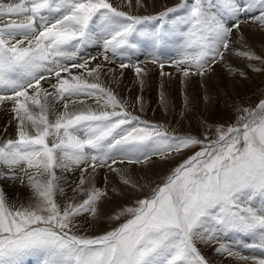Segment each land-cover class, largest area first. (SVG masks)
<instances>
[{"label":"snow or ice","instance_id":"1","mask_svg":"<svg viewBox=\"0 0 264 264\" xmlns=\"http://www.w3.org/2000/svg\"><path fill=\"white\" fill-rule=\"evenodd\" d=\"M126 3L131 7L133 0ZM135 4L146 7L143 0ZM249 22L264 29V0H181L154 16L118 10L110 0H0V105L11 102L17 128L15 139L0 143V178L23 183L26 177L34 199L10 207L0 192V264H22L29 255L41 256V264H211L198 243H217V254L244 264H264L222 242L239 233L253 238L244 247L264 249V99L238 109L236 123L217 127L214 139L170 135L162 125L128 112L98 82L104 65L89 67L97 57L81 55L100 44L104 61L120 59L121 69L131 66L140 77L144 67L123 62L137 42L155 50L179 37L171 64L185 79L205 76L224 59L233 30ZM236 54L261 59L250 51ZM151 63L159 65L161 76L170 75L158 57ZM71 69L84 71L73 75ZM81 97L95 98L97 107H83ZM56 102H63L64 110L50 121ZM78 103L82 107L76 110ZM197 145L200 150L171 169L149 195L110 217H127L117 227L97 236L76 234V218L98 217L97 204L108 196L94 184L84 187L98 168L143 191L146 185L118 165H148L154 156L168 160ZM56 169H80L74 191L87 192V198L61 205Z\"/></svg>","mask_w":264,"mask_h":264},{"label":"rangeland","instance_id":"2","mask_svg":"<svg viewBox=\"0 0 264 264\" xmlns=\"http://www.w3.org/2000/svg\"><path fill=\"white\" fill-rule=\"evenodd\" d=\"M110 2L113 4L114 7H117L118 10L129 12L132 15L154 16L159 12L164 11L167 8L179 4L181 0H174L173 2L168 4L164 3L165 4V5L163 4L164 7L161 5L162 7L157 9V11L156 10L152 11L149 8V4H154V1L151 0L149 3L143 0V3L146 5V7L138 6L144 9L141 10L140 12L139 10L134 8L133 5L131 7H126L120 5L115 0H110ZM177 14L182 15L183 13L181 12ZM150 23H155V22H150ZM249 23L252 24L251 22ZM254 26L259 27L257 24H254ZM233 32L234 35L230 42L229 50L224 52V59L218 60L215 64L212 65V69H214V67L217 64L218 65L222 64L220 65L223 68L222 70L223 71L226 70V73H224L225 75L223 77L217 78V81H215L214 79H209V80L206 78L203 79L206 76H200V75L199 76L192 75L190 78L185 79L182 76V73L177 71L176 67L171 64V61L177 58L176 49L180 43L179 37L171 38L166 44L161 45L164 52L167 50H169L170 52L173 51V53L170 55L171 57L167 58L166 61H163L165 64L163 71L165 73L170 74L165 76L160 75L161 69L158 64L151 63L153 56H156L153 49L141 41L137 42V49L141 51L140 53H144L143 51L146 49L145 55L141 56L140 54V56H137V58H133L130 61L127 59L123 61L124 63H139L141 67H144L146 71L140 77L136 75L134 68L131 66L121 69L119 67V64L122 62L120 59L114 58L115 63H108L107 61H104L102 55L103 50L101 45H97V44L89 45L86 51L82 52L81 55L97 57L96 60L90 61L89 67H95L96 64H98V62L109 66L107 68V73L105 70H103L104 73L102 72L100 80L98 82L103 87L110 89L119 98V100L123 104H125L128 112H130L132 115L138 116L141 121H148L152 124L162 125L170 135L172 134L178 136L191 135L201 140H203L207 136L209 139H214L215 138L214 133L217 127L227 128L228 126L236 123L237 117L239 115H242L241 112H238V109L254 108L256 105L259 104V102L262 99H264V50H263L264 34H262L264 33V29H262L261 38L255 39L252 45H250L251 43L249 42H245L246 44H244V42L241 41L240 37L244 36V34H242L240 31H239L240 33H238L234 29ZM258 42L262 44L263 47H260ZM261 48L263 51L261 50ZM134 50L130 51L131 52L130 54H133ZM156 50H159V47L156 48ZM249 51L253 53L255 56L260 57L261 59L250 60L245 56H240L236 54L237 52H249ZM137 54L139 53L137 52ZM109 55L111 54L109 53ZM230 55L239 59L246 60V62L236 61V60L233 61L234 60L233 58L231 62L229 60ZM113 68L115 69V71L118 70L117 72L119 73L112 72L113 74H115L116 77L110 81L108 80L109 79L108 69H113ZM254 68L260 69V71H254L253 70ZM71 71L73 75H77L80 72H83L84 70L71 69ZM61 75L64 77L68 76L67 73H61ZM206 75L210 76V73L209 74L207 73ZM122 76L128 78L127 86L125 89L121 84L122 82L116 80L117 77L120 78ZM50 79H52V82H55L54 78H50ZM88 79L89 82H93L91 77H88ZM141 80H143V83H141ZM41 83L43 87L47 89L49 88L48 90L50 92L53 91L49 87L48 83L44 81H41ZM29 91L31 93V90ZM80 99L85 100L87 106L90 105L92 108L97 107V104L95 103V98L81 97ZM86 105L84 104L83 107H86ZM0 106H5L6 108L9 109L7 111L8 112L7 114L11 113V116L8 119V122L10 123L12 121H15L13 119L14 113H12L10 108L12 107L11 102H6L4 105H0ZM74 107L76 110H79L82 106L78 103ZM63 110H64L63 102H56L55 107L51 111V114H49V120L51 121L55 120L56 115L59 112H62ZM0 123H1V119H0ZM173 127H175V129ZM181 128L183 129L180 131H176ZM29 131H32L31 128H29ZM6 132L8 135L10 133H13L14 129L7 126ZM15 138L16 135L14 137H9L7 139H15ZM49 139L52 138L50 137ZM200 147H201L200 145H197L191 149L183 150V152L181 153L182 155L180 154L181 157L177 159L178 162L176 161L173 165H171L168 168L169 170L166 171V174L162 179L154 181L153 186H151L149 190H147L141 197H136L132 195V193L141 192V191L135 190L131 192L126 188H122V189L118 188L119 187L118 182H122L121 180H119L121 179V177L119 179L117 177H114L115 179L112 180H110V178L107 177L106 180L105 179L106 177L103 174V179H102L103 181L101 180L100 184L97 183L94 185L96 188L108 192V196L101 198V200L98 202L97 204L99 205V207L97 206L98 212L100 210L101 203L104 201V198L111 197L114 192L117 194L121 193V197L117 201L119 204L118 207L109 210L105 207V213L102 216H100V220L109 219L110 220L109 223L111 222L112 223L109 224L108 226L109 228L107 227L104 231H99L96 233H88L86 231V225L85 222L83 221V218L87 216L89 217L90 215L89 214L87 215V213H85L84 215L81 216V218L77 217L76 218L77 221L75 220L76 228L74 229V231L76 232V234L85 235V236H97V235H102L107 231H111L113 228L117 227L127 217L121 216L120 221L110 219V217L116 215L118 212H120V210H122L125 207L133 206L137 198H143L144 196L149 195L151 188L155 187L156 184L161 183L165 179V177L169 174L171 169H173L179 163L183 162V160L187 159L189 156L194 154V152L199 151ZM172 155H177V154L173 153ZM156 157L157 156H154L153 158ZM101 169L102 171L103 170L109 171L108 168H101ZM61 170L62 169H56V173L58 177H61L59 184L60 187L63 188L64 192L62 193V195L60 193L57 194V200L59 199L58 202L61 205H63L73 201V200L64 199L67 197L65 194L68 193L67 195L69 196V191L71 190V186L75 185L76 187L79 184L80 179L77 180V178H73L72 180L71 176H68L69 175L68 173L73 171L63 172ZM129 177L133 181H138L140 185H145L139 182L137 176L134 175L132 171L130 172ZM64 180L72 181V183H68L67 185V182L66 181L64 182ZM74 180L77 181L75 184H73L75 182ZM24 181H25L24 183L26 184L27 178L26 180L24 179ZM92 185L93 183H88L85 184L84 187L85 189H88ZM145 190L146 187L144 188L143 191ZM0 192H3L5 199L10 207H20L21 205L27 206L29 203L34 202L33 197H31L25 202L26 204H24L23 202L24 196H19L17 198V201H21V202L10 204L8 202L7 194L3 190H1V188H0ZM80 193L81 192H79V194ZM81 196L82 198L79 197L77 200H74V202L72 203H79V201L81 202L83 199H86L87 192L82 193ZM109 201H111V199L107 200L106 202ZM222 242L231 243L233 245V249L239 251L241 255L255 256L257 259H264V249H260L256 247H244L245 244H251L253 242V238L251 236L241 235L239 233H230L225 237V241ZM214 245L218 247L217 243H214ZM197 246L201 250L202 254L206 257V259L209 260L208 256L202 250L201 245L197 244ZM29 256L25 257V259H27L26 261L27 262L34 261L37 264L35 258L36 255H31L30 259ZM39 259H42V257L39 256ZM26 261H24L23 259L22 264L27 263ZM211 264L213 263L211 262Z\"/></svg>","mask_w":264,"mask_h":264},{"label":"bare ground","instance_id":"3","mask_svg":"<svg viewBox=\"0 0 264 264\" xmlns=\"http://www.w3.org/2000/svg\"><path fill=\"white\" fill-rule=\"evenodd\" d=\"M115 1L118 2L122 6L129 7L125 0H115ZM145 1H147V2L150 3L151 0H149V1L148 0H145ZM152 1H154V4H149V8L152 11H154V10L157 11V9H159L160 7H162V6L164 7V5H165L164 3L168 4V3L173 2L174 0H152ZM132 5H133L134 8H136L137 10H139V12L141 10H144L143 8L138 7V5L135 4V1L133 2ZM240 32L242 34H244V36H243L244 37L243 38L244 44H246L245 42H249V43H251L250 45H252V43L254 42L255 39H260L261 38V35L264 34V33L261 34L262 29H260L259 27L254 26V24H250V23L242 24ZM240 32H238V33H240ZM237 36H239V35H237ZM244 39H245V41H244ZM251 40H253V41H251ZM238 43H239V41H238ZM259 45H260V47H263L262 44L259 43ZM261 50H262V48H261ZM263 50H264V48H263ZM232 58L234 59L233 61L236 60V61L246 62V60L239 59V58H236V57L230 55L229 60L231 62H232ZM98 64H102V63L98 62ZM102 65H104L103 70H105L106 73H107V68L109 66L108 65H105V64H102ZM220 65H222V64H220ZM220 65L217 64L214 67V69H212V71L208 72V74L210 73V76L208 75L209 76L208 77L207 75H205L206 77H204L203 79H205V78L208 79V80L209 79H214L215 81H217V78L223 77L225 75L224 73H226V70L223 71L222 70L223 68ZM117 71L118 70H116L115 72L116 73H119ZM108 73H109V76H108L109 79L108 80L111 81L113 78L116 77L115 74H113L112 72H108ZM116 80L117 81L118 80L121 81L122 82L121 84L124 87V89L126 88L127 82H128V78L127 77H125V76H122L120 78L117 77ZM123 82H124V84H123ZM85 105H86V103H85ZM86 107H87V105H86ZM8 110L9 109L6 108L5 106H0V119H1V123H0V142L5 141L9 137H14L16 135V133H17L16 122L15 121H12L10 123L8 122V119L11 116V113L7 114L8 113L7 112ZM7 126L13 128L14 129V132L7 135V132H6V127ZM173 128L175 129V127H173ZM183 128H181L179 130H176V131H180ZM183 155H184V153H183ZM180 157H181L180 154L172 155V158H170L168 160H161L160 158L156 157V158H153L154 163H150L148 165H139V164H137V165H127V164H123V165H119V168H120L121 172L123 174H125L126 176H129L130 172L132 171V173L137 176L139 182L141 184H145L146 185V190L145 191L132 193L133 196L141 197L147 190H149V188L151 186H153V182L154 181L160 180V179H162L164 177V175L166 174V171L169 170L168 168L171 165H173L177 161V159L180 158ZM81 167H84V166L82 165ZM77 170L78 169L74 170L73 172H70L69 171L70 173H68L69 174L68 176H71L72 180H73V178H77V180L80 179L81 171L80 170L77 171ZM61 171L64 172V170H61ZM4 172L7 173L8 170L7 169H4ZM89 172H91V169H89ZM103 174L105 175V177H109L110 180L115 179L114 177H117L118 179L120 178V175H118L115 172H111V171H108V170L107 171L106 170L105 171L104 170L102 171L101 168H98L96 170V172L93 174L94 177H95L94 180H89V182H87L86 184H88V183H93V184L99 183L100 184L101 183V180L103 179ZM87 175L88 174L85 173V176L86 177H87ZM24 179L26 180V177L23 178V180ZM119 180H121V179H119ZM65 181L67 182V185H68V183H72V181L64 180V182ZM74 181L75 182L73 184H75L77 182L76 180H74ZM24 182L22 183L20 178H16V179H12V178H0V188H1V190H3L7 194V196H8V202L10 204H15V203L21 202V201H17V198L19 196H24V199H23L24 204H26L25 202L28 199H30L31 197H33L31 189L28 188V186L26 185L27 183L25 184ZM118 184H119V187L118 188H121V189L122 188H126L127 190H129L131 192L135 191L134 189H131L129 186L124 185L122 182H118ZM115 186H117V185H115ZM75 188H76L75 185L74 186H71V190L69 188V190H70L69 191V196L67 195L68 193L65 194L67 197L64 198V199H66V200H73L72 202H74V200H77L79 197L82 198V196H81L82 193L79 194V191H74ZM120 197H121V193H118L117 194V193L114 192L111 197L104 198V201L101 203V207H100V210H99L98 217L94 218L91 215L89 217L88 216L87 217H84V218L82 217L83 218V221L85 222V225H86V231L88 233H96V232H99V231H104L109 226V224L112 223V222L109 223V221H110L109 219H107V220H100V216H102L105 213V207L108 210L109 209H112V208L118 207L119 204H118L117 201H118V199ZM110 199H111V201L106 202L107 200H110ZM97 206L99 207V205H97ZM79 218H81V216ZM82 228H83V226H82ZM198 244L201 245L202 250L208 256L209 260L213 264H244L243 261H241V260H239L237 258L229 257L227 255L217 254L215 252V248L217 246H215L214 243H213V245L212 244L204 245V244H201V243H198ZM26 264H36V263L34 261H32V262H27ZM248 264H251V262L249 261Z\"/></svg>","mask_w":264,"mask_h":264}]
</instances>
